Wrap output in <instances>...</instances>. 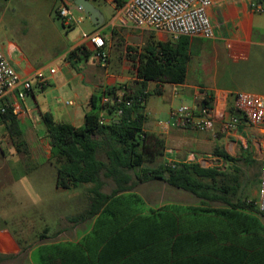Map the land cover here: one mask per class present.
<instances>
[{
    "label": "trees",
    "instance_id": "obj_1",
    "mask_svg": "<svg viewBox=\"0 0 264 264\" xmlns=\"http://www.w3.org/2000/svg\"><path fill=\"white\" fill-rule=\"evenodd\" d=\"M114 2L121 7L124 0ZM187 39L180 37L175 44L149 43L143 53L130 57L135 63L134 84L93 93L81 126L57 123L51 114H41L56 187L72 190L91 185L87 208L68 221H91V228L76 241L37 246L39 264H264V215L254 201L239 196L242 177L235 158L214 153L232 170L197 163L143 168L145 162L164 155L163 139L144 130L146 100L158 93H150L147 85L183 83L189 59ZM78 53L84 58L90 55L81 46L66 59ZM211 102L206 96L201 105ZM104 113L109 117L106 121H102ZM1 120H9L7 128L16 130L11 114ZM151 181L187 192L198 202L143 210L144 199L133 189ZM107 184L111 185L108 193L103 191ZM7 258L0 255V261Z\"/></svg>",
    "mask_w": 264,
    "mask_h": 264
},
{
    "label": "crops",
    "instance_id": "obj_2",
    "mask_svg": "<svg viewBox=\"0 0 264 264\" xmlns=\"http://www.w3.org/2000/svg\"><path fill=\"white\" fill-rule=\"evenodd\" d=\"M90 1L96 7V0ZM11 2V0H7L4 9H8ZM60 4V0H29L26 10H19L18 14L29 13L34 18V25L39 31L38 37L41 45L47 49L50 56H54L53 61L62 59L66 66H72L73 63L82 65L83 61L86 62V59L95 53L89 42L83 39V34L97 33L103 38L104 50L108 54L109 63L114 42L124 39L125 45H128L130 44L127 41L129 29L141 31L130 24L122 25L116 20L120 7L116 6L114 0L108 2V5L113 9L112 16L108 20L104 13L96 7L103 15V24L99 27H95L92 23H85L83 19L78 24L65 25L55 15ZM4 9H1L2 15L5 13ZM80 16V13L75 11L74 17ZM208 16L213 26L214 36L211 39L187 37L189 59L183 83L174 84L166 81L148 83H153L156 88L147 90L150 93L156 90L158 93L153 94L165 98L169 105L150 107L149 97L151 94L145 104L147 121L144 124V130L155 133L163 139L162 163L171 165L197 163L204 167L203 165L209 161L212 163L211 166L221 165L222 162H219L214 154L215 151H219L235 158L237 160L235 166L240 173L255 177L259 184L264 151V124L252 125L240 117L233 110V96L236 93L244 92L257 94L264 98V0H211ZM56 20L60 21L62 29L68 30V32H63ZM125 32L127 35H124ZM152 32L153 34L149 35L142 49L130 57L143 53V48L149 43H176V40L164 32ZM81 46H84L90 53L87 58L78 53L76 57L70 60L66 59L72 50ZM0 49L11 66L23 77L31 75L38 69L51 68L39 66L42 60L40 55L29 54L15 42H0ZM128 49L131 50V48ZM106 68H103V75L96 79L80 100L79 106L85 109L81 113L74 112L81 123H83L84 114L89 110V98L93 93L115 85L129 86L130 77L110 73ZM54 71L55 73L49 78L50 81L56 83L58 78H56L55 69ZM92 77L95 78V75L92 74ZM45 92L46 87L41 92L34 91L23 100L20 114L13 116L16 123L26 126L28 122H31L32 109L29 102L37 104L38 94L43 95ZM73 96L77 100L80 99L77 93H74ZM206 96L211 98V105L215 113V124L212 131L163 126L165 122L171 120L170 112L176 106L184 104L198 107ZM67 102H71L73 105L72 100ZM231 116L238 117L239 122L235 129L224 131L222 124L228 122ZM103 117L105 121L109 119L106 115ZM149 119L153 121L150 122ZM8 123L9 120H0V125L4 127H7ZM70 124L77 126L75 122ZM0 157H3L2 150H0ZM192 157H194V161L191 160ZM5 174L3 179L6 181H0V200L5 196L12 198V193H5V190L13 189L14 185L18 183L9 177V168ZM242 190L243 185L239 193L241 199L252 201L246 188ZM242 192H246L247 196ZM20 249L17 239L8 230L0 229V255L18 254ZM2 262L0 261V264H3Z\"/></svg>",
    "mask_w": 264,
    "mask_h": 264
},
{
    "label": "rangeland",
    "instance_id": "obj_3",
    "mask_svg": "<svg viewBox=\"0 0 264 264\" xmlns=\"http://www.w3.org/2000/svg\"><path fill=\"white\" fill-rule=\"evenodd\" d=\"M11 1L8 9H4L7 0H0V8L5 11L2 15L0 9V42L12 41L27 50L29 54H39L42 59L39 66L54 68L58 78L56 83L49 78L46 92L43 95L38 94L37 104L29 102L32 109L31 122L26 126L17 122L16 130L13 131L0 125V150L3 152V157H0V181H6L3 177L6 176L7 168L10 169L9 177L18 181L13 189L5 190V193L11 192L13 197L5 196L0 200V229L8 230L17 239L21 248L18 254H5L9 258L2 263L39 264L37 246L75 241L87 234L91 228V221L77 224L68 221L69 217L87 208L90 196L88 189L91 185H81L72 190H60L56 187L55 164L50 157V147L41 114H51L57 123L75 122L77 126H81L83 123L76 118L74 112L81 113L85 109L79 106V102L87 93V89L103 75L104 69L96 62L95 53H92L86 62L83 61L82 65L73 63L72 66H66L62 59L53 61L54 56H50L40 43L34 18L29 13L18 14L19 10H26L29 0ZM109 1L96 0L95 3L107 20L113 13L112 7L108 5ZM73 13L75 16V11ZM83 21L91 23L85 15ZM56 23L63 32H68L62 29L60 21L56 20ZM129 30L127 41L130 44L125 45L124 39L114 42L106 70L130 77L128 84L133 85L136 79L135 63L130 56L142 49L153 32ZM124 35H127V32ZM154 88L156 86L153 83L147 85L149 90ZM74 93L79 95V100L75 99ZM70 100L73 101V105L67 104ZM163 105H169L165 98L154 94L149 97L150 107ZM149 121L153 120L149 119ZM100 157L104 158V155L100 154ZM159 163H162L161 159L145 162L143 168L155 167ZM211 165L212 163L207 161L203 166ZM221 167L232 170L229 165L221 164ZM241 177L243 190L246 188L249 198L257 203L258 181L251 175L241 174ZM110 187L111 185L107 184L103 191L110 192ZM133 191L144 199L143 210L166 203L196 204L198 202L191 194L173 189L160 181L138 183ZM247 194L243 193L246 196Z\"/></svg>",
    "mask_w": 264,
    "mask_h": 264
},
{
    "label": "built area",
    "instance_id": "obj_4",
    "mask_svg": "<svg viewBox=\"0 0 264 264\" xmlns=\"http://www.w3.org/2000/svg\"><path fill=\"white\" fill-rule=\"evenodd\" d=\"M56 9L57 16L65 25L78 24L84 13L79 5L67 0H60ZM211 0H126L119 9L116 20L122 24H130L135 29L144 31H160L173 40L180 37H200L211 39L214 36L212 23L208 16ZM74 11L82 14L74 17ZM96 54L97 63L106 68L108 54L104 50V40L97 33L83 34ZM55 73L54 69H38L31 75L21 76L9 63L0 49V120L7 114L17 116L21 112L23 100L34 91H43L48 80ZM106 99L103 98V102ZM72 105L71 102H67ZM233 110L252 125L264 124V98L253 93H236L233 96ZM121 112L118 111L117 115ZM171 120L163 126L190 128L198 131H212L215 124V113L212 105L193 107L179 105L170 112ZM102 121H105L104 119ZM238 117L231 116L222 124L224 131L235 129ZM194 161V157L191 158ZM258 211L264 215V151L262 156L261 175L258 190Z\"/></svg>",
    "mask_w": 264,
    "mask_h": 264
},
{
    "label": "water",
    "instance_id": "obj_5",
    "mask_svg": "<svg viewBox=\"0 0 264 264\" xmlns=\"http://www.w3.org/2000/svg\"><path fill=\"white\" fill-rule=\"evenodd\" d=\"M67 1L72 2L75 5L81 6L84 15L95 27H99L103 24V15L93 5V3L90 0H67Z\"/></svg>",
    "mask_w": 264,
    "mask_h": 264
}]
</instances>
